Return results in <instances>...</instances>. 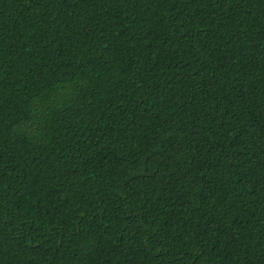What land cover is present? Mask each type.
<instances>
[{
	"label": "trees",
	"instance_id": "16d2710c",
	"mask_svg": "<svg viewBox=\"0 0 264 264\" xmlns=\"http://www.w3.org/2000/svg\"><path fill=\"white\" fill-rule=\"evenodd\" d=\"M0 264H264V0H0Z\"/></svg>",
	"mask_w": 264,
	"mask_h": 264
}]
</instances>
